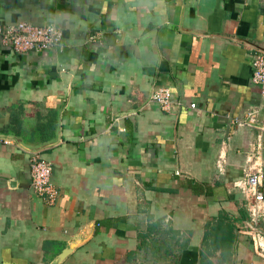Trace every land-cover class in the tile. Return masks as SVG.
I'll return each instance as SVG.
<instances>
[{
	"label": "crops",
	"instance_id": "obj_1",
	"mask_svg": "<svg viewBox=\"0 0 264 264\" xmlns=\"http://www.w3.org/2000/svg\"><path fill=\"white\" fill-rule=\"evenodd\" d=\"M19 23L64 39L0 40V264H54L76 237L62 264H264L235 186L264 171V0H0V26ZM164 87L182 103L169 113L151 101Z\"/></svg>",
	"mask_w": 264,
	"mask_h": 264
},
{
	"label": "built area",
	"instance_id": "obj_2",
	"mask_svg": "<svg viewBox=\"0 0 264 264\" xmlns=\"http://www.w3.org/2000/svg\"><path fill=\"white\" fill-rule=\"evenodd\" d=\"M63 39L62 29L55 25L40 27L31 23H19L0 26L2 45L11 48L15 53L47 52L58 49ZM251 66L253 84L260 89L261 96L264 98V52L258 51L253 55ZM151 101L166 113L171 112L175 105H182L181 102H176L172 90L166 87L157 89ZM188 107L191 110L197 108L196 104ZM256 117L257 112H254L249 123L255 122ZM9 143L7 140H0V145ZM261 149L262 143L260 142L257 152ZM30 164L33 190L48 206H54L59 199L60 191L53 184V167L46 160L39 158H34ZM235 186L244 195L248 223L252 227L259 252L264 254V231L262 229V224H264V171L257 169L247 173L245 178Z\"/></svg>",
	"mask_w": 264,
	"mask_h": 264
},
{
	"label": "water",
	"instance_id": "obj_3",
	"mask_svg": "<svg viewBox=\"0 0 264 264\" xmlns=\"http://www.w3.org/2000/svg\"><path fill=\"white\" fill-rule=\"evenodd\" d=\"M2 139L15 140L18 142V144L20 146H22L23 148H26V146L23 143L22 138H20L16 135L4 136V137H2ZM59 141H60V134L58 132V134L55 136V138H53L50 142H47L44 145H42L36 149H31L30 151H32V152L42 151L44 149L56 146L59 143ZM84 243H85L84 237L83 238L82 237L73 238L71 241H69L67 243L66 247L64 248L62 253L57 257L54 264H62L68 257H70L74 253V251L76 250V248L78 246H80Z\"/></svg>",
	"mask_w": 264,
	"mask_h": 264
}]
</instances>
